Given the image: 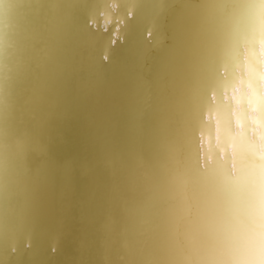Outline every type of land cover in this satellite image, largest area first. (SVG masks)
I'll list each match as a JSON object with an SVG mask.
<instances>
[{
    "label": "bare ground",
    "instance_id": "6f19581e",
    "mask_svg": "<svg viewBox=\"0 0 264 264\" xmlns=\"http://www.w3.org/2000/svg\"><path fill=\"white\" fill-rule=\"evenodd\" d=\"M51 241L264 264V0H0V264Z\"/></svg>",
    "mask_w": 264,
    "mask_h": 264
},
{
    "label": "water",
    "instance_id": "95a60500",
    "mask_svg": "<svg viewBox=\"0 0 264 264\" xmlns=\"http://www.w3.org/2000/svg\"><path fill=\"white\" fill-rule=\"evenodd\" d=\"M31 246V245H28V247ZM66 253L65 250L63 251H60V248H59V245H56V241H51L49 242L48 246H47V259L50 260L49 264L53 263V264H56V260L54 258V256H58V259H61L60 257V254L62 256H64ZM57 259V260H58ZM53 260L55 262H53ZM58 264V263H57Z\"/></svg>",
    "mask_w": 264,
    "mask_h": 264
}]
</instances>
